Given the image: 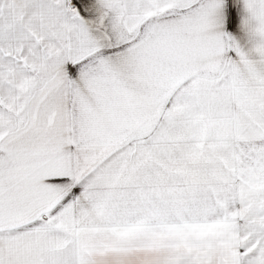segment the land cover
<instances>
[{"label":"snow or ice","instance_id":"obj_1","mask_svg":"<svg viewBox=\"0 0 264 264\" xmlns=\"http://www.w3.org/2000/svg\"><path fill=\"white\" fill-rule=\"evenodd\" d=\"M0 264H264V0H0Z\"/></svg>","mask_w":264,"mask_h":264}]
</instances>
